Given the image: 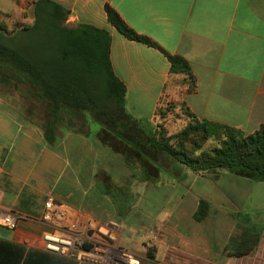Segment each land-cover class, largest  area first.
<instances>
[{"label":"crops","instance_id":"obj_1","mask_svg":"<svg viewBox=\"0 0 264 264\" xmlns=\"http://www.w3.org/2000/svg\"><path fill=\"white\" fill-rule=\"evenodd\" d=\"M36 1L12 0L19 17L8 32L33 24ZM54 1L69 11L70 26L110 32L111 64L126 87V109L133 117L159 122L160 109L179 103L199 120L245 135L264 124V0ZM107 5L135 32L187 60L196 91H189L187 76L170 74V63L158 49L128 40L112 27ZM29 119L20 102L0 101V220L6 212L21 216L14 231L0 224V264H45L48 256L87 264L43 250L44 227L37 220L49 196L99 221L114 217L123 225L120 245L136 256L139 244L149 241L157 251L150 252L147 264H264V215L262 209L252 213L250 197L264 182L226 171L199 174L148 153L136 159L129 150L102 142L100 126L94 130L90 119L84 133L58 127L57 143L51 145ZM164 120L168 127L175 125ZM149 190H160L155 225L150 231L135 223L126 229L132 206ZM229 192L241 195L242 208ZM199 199L210 204L201 222L194 218ZM250 246L249 255H234Z\"/></svg>","mask_w":264,"mask_h":264},{"label":"trees","instance_id":"obj_2","mask_svg":"<svg viewBox=\"0 0 264 264\" xmlns=\"http://www.w3.org/2000/svg\"><path fill=\"white\" fill-rule=\"evenodd\" d=\"M105 11L108 22L121 35L158 49L170 63V74L187 76L189 91H196V78L187 60L135 32L110 6ZM68 17L69 11L58 2L37 0L32 25L12 33L0 26V84L25 86L31 95L30 103L45 105L37 123L49 144L57 143L60 125L84 133L90 119L100 126L98 137L102 142L117 151L129 150L136 159L143 160V154L148 153L195 173L226 171L264 182V124L253 134L245 135L227 125L199 120L187 111V126L176 135H168L162 125L155 127L133 117L126 109V87L111 64L110 32L88 24L70 26ZM160 117L165 119L162 114ZM211 139H219L220 144L204 149ZM175 140L177 146L173 144ZM209 211L210 204L199 199L195 220L203 221ZM247 243L245 239L240 246ZM253 247L239 249L234 255L247 256ZM148 255L152 259V254ZM48 257L51 260L45 264H75Z\"/></svg>","mask_w":264,"mask_h":264},{"label":"built area","instance_id":"obj_3","mask_svg":"<svg viewBox=\"0 0 264 264\" xmlns=\"http://www.w3.org/2000/svg\"><path fill=\"white\" fill-rule=\"evenodd\" d=\"M21 216L1 214L0 224L16 230ZM44 227L41 236L45 252L87 264H147L120 245L123 225L117 221L101 222L49 196L39 220Z\"/></svg>","mask_w":264,"mask_h":264},{"label":"rangeland","instance_id":"obj_4","mask_svg":"<svg viewBox=\"0 0 264 264\" xmlns=\"http://www.w3.org/2000/svg\"><path fill=\"white\" fill-rule=\"evenodd\" d=\"M16 10H17L16 4L13 3L12 0H0V26H2L5 29H7L6 27H8L10 30L16 27L18 24L17 22L19 17V14L15 12ZM26 14L27 13L25 12V15ZM15 30L16 29H14L12 32H14ZM30 97L31 95L27 91V88L25 86L13 88L8 86H3L0 84V101L20 102L22 106V110L24 111L26 117L27 118L29 117L30 121L35 122L37 124V120L42 117L46 107L41 103L40 104L30 103L32 101ZM161 112H162L161 114L165 118L172 119L175 125L171 124L168 127L167 121H165L162 118L160 119L159 122L156 121L155 123H152V125L155 127L162 125L167 131L168 135L178 134L187 126L189 122L188 112L186 108H184L179 103L168 105L164 107L161 110ZM80 126L81 125L78 124L77 128H80ZM59 127H64V124L60 125ZM92 128L94 130H97L99 126L97 124H92ZM173 144L177 146V141L176 140L173 141ZM219 144H220L219 139H211L205 143L204 149L209 150L215 146H218ZM189 182H192V180H190ZM199 186L200 184H196L194 186L195 187L194 190H196ZM158 193H160V190ZM158 193L149 190V195L146 198L142 199L138 205L132 206L133 210L130 216L131 221L125 220L126 229H129L132 223H135L137 227L144 228L145 230L150 231V229L155 225L157 214L160 211L158 210V208H160L158 204L159 202ZM229 195H231V198L233 199L236 206L242 208L243 204L241 201V195L234 196L230 194V192ZM250 197L253 202L252 213H259L257 211L259 209H262L261 213H263L264 215V205H261V202L264 201V183H257ZM108 221H117V220H114V217H109L108 219L103 220L101 222H108ZM148 243L149 241H142V243L139 244L138 246L139 249L137 252L138 255L137 257L139 260H143L145 258L147 261L149 259L147 254H149L152 250L155 252L157 251V248L155 246L150 247Z\"/></svg>","mask_w":264,"mask_h":264}]
</instances>
